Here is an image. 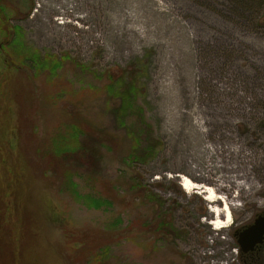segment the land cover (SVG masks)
Listing matches in <instances>:
<instances>
[{"label":"rangeland","instance_id":"374dc122","mask_svg":"<svg viewBox=\"0 0 264 264\" xmlns=\"http://www.w3.org/2000/svg\"><path fill=\"white\" fill-rule=\"evenodd\" d=\"M235 1L0 0V24L22 27L23 44L0 33V264L18 254L20 264H85L91 244L108 249L92 264H264V244L254 259L238 245L264 214V6L243 15ZM34 55L61 65L36 71ZM129 68L138 91L129 125L139 112L162 142L137 167L157 201L109 190L119 168L136 173L121 167L131 141L105 89L108 71ZM71 118L108 145L93 144L105 161L93 180L75 179L79 190L116 194L113 210L89 209L48 171V146ZM184 177L198 188L187 191ZM242 177L259 191L221 187ZM206 187L223 200L209 202ZM225 200L231 220L217 229ZM163 219L177 236L157 230ZM74 231L88 234L80 250Z\"/></svg>","mask_w":264,"mask_h":264},{"label":"trees","instance_id":"16d2710c","mask_svg":"<svg viewBox=\"0 0 264 264\" xmlns=\"http://www.w3.org/2000/svg\"><path fill=\"white\" fill-rule=\"evenodd\" d=\"M236 10L238 14H245L243 11L252 12L255 11L257 6H264V0H236ZM2 8L3 6L0 5V17L2 15ZM241 10V11H240ZM4 21V20H3ZM2 23V22H1ZM6 23V22H5ZM8 25V26H7ZM0 33L1 35L7 36V42L10 47L11 44H15L18 46H23L22 42L20 41L22 27L18 25H9L0 24ZM69 57V56H68ZM67 56L62 58V61H65ZM28 60L34 62L35 69L37 70H44V68L49 67L50 73L54 74L56 68L61 65V62L57 59L53 58L51 55L44 56L43 59L39 55H34L33 58L28 56ZM81 65V63H80ZM82 68H85L84 65H81ZM136 75V71L133 68L129 69H122L117 72H107V78L109 82L107 83L105 89L106 93L110 94L109 97L114 99L117 98L119 100V105L115 108V115L117 116L118 122L120 125L125 126L127 129V136L130 138V150L126 152V154L122 157V166H130L131 168L136 169V173L133 175L128 174L126 169L119 168L120 174L116 175V179L112 182L108 183L109 190L114 192L117 187H124L127 188L126 190L132 193L134 198H147L150 201H157L159 198L157 194L155 195L149 189H145V185L143 184L144 178L142 177V173L137 168L139 165H144L148 163L151 159L156 157L158 151L162 148V142L158 140L154 135H152L149 126L143 127L144 118L141 117L139 112L132 113L135 116L139 117V125H129L127 117L129 116V112L131 111V106L133 100L136 98L137 95V86L136 82L134 81V76ZM117 87V88H114ZM49 104L51 101L48 99ZM52 105H54L52 103ZM84 122L71 118V120H67L63 124L64 131L61 130L57 131V134L54 135L53 141L50 142L48 149H47V161H49V172L55 173L56 179L60 182V188L67 189L68 192L73 194V197L76 201L83 203L89 209H109L113 210L116 203H115V196L112 197H105L104 193L101 194L99 191L96 190L95 194L93 193H83L79 190V182L75 179H80L84 176L90 177V179H94V176L97 171L98 165L101 164L104 159V154L100 149L93 148V144L97 143L98 147L102 148L108 146L105 144V139L102 137L96 136V134L90 133L84 125ZM61 127V125H59ZM58 128V127H57ZM57 130V129H56ZM53 138V137H52ZM105 149V148H104ZM3 161V160H2ZM3 163V162H1ZM8 165L6 160L4 161V166ZM9 179V177H8ZM13 181V180H12ZM97 181V180H96ZM9 193L12 184L10 183L9 179ZM94 188V187H93ZM123 201L126 200L124 199ZM11 216V215H10ZM3 220L2 227L7 228V235L11 232L9 228L11 226L10 217L1 216ZM15 223L14 229H16L19 225L22 226L21 223ZM17 226V227H16ZM23 228V226H22ZM11 229V228H10ZM164 229L167 230L168 234L177 236V230L174 228L171 221H167L165 219L161 220L157 226V230ZM3 230V229H2ZM1 230V231H2ZM84 230V229H83ZM10 232V233H8ZM74 231L72 240L75 239V242L78 240L81 243L79 250L84 248L83 240L86 239L88 236L87 231L78 232ZM12 244V239H14V245L17 251V246H19V239L20 237H13L9 236ZM88 252L85 253V257L83 262L85 264H92L95 263L96 259L98 260L99 257L104 256V252H107L108 249H103L102 247L91 246L87 247ZM103 254V255H102ZM17 259L20 261L19 254L17 255ZM18 261V264L20 262ZM100 263V261H99ZM101 264V263H100Z\"/></svg>","mask_w":264,"mask_h":264},{"label":"bare ground","instance_id":"6f19581e","mask_svg":"<svg viewBox=\"0 0 264 264\" xmlns=\"http://www.w3.org/2000/svg\"><path fill=\"white\" fill-rule=\"evenodd\" d=\"M244 178V177H242ZM233 183V185L236 186L237 189H239L240 191L244 190L246 192H250V193H257L259 191L258 189V185L255 183L254 180L250 181L248 178H244V180H242L241 182L239 180L236 179H231L230 180V184L229 185H225V184H221V187H228L229 189L231 188V184ZM182 186L188 191L191 190L193 188H198L196 187V185L194 184V182L189 178V177H184L183 181H182ZM204 192L207 194V200L209 202H214V203H218L221 202L223 200L222 196H218L216 195L217 193L215 192V190H213L211 187H206V189L204 190ZM224 209L223 212H216L217 218L219 219L217 223L216 228L217 229H222L225 226H227L226 224H222L223 222H230L231 220V213H232V204H230L229 202H227L225 200V204H224ZM224 214V215H223ZM221 216H224L225 221L221 220Z\"/></svg>","mask_w":264,"mask_h":264},{"label":"water","instance_id":"95a60500","mask_svg":"<svg viewBox=\"0 0 264 264\" xmlns=\"http://www.w3.org/2000/svg\"><path fill=\"white\" fill-rule=\"evenodd\" d=\"M238 245L242 253H252L264 244V214L258 215L254 222L238 234Z\"/></svg>","mask_w":264,"mask_h":264},{"label":"flooded vegetation","instance_id":"af4514ba","mask_svg":"<svg viewBox=\"0 0 264 264\" xmlns=\"http://www.w3.org/2000/svg\"><path fill=\"white\" fill-rule=\"evenodd\" d=\"M4 44H8V42L6 41V43H4ZM259 250L255 251V252H252V253H247V254H250L249 256L254 259V254L257 253Z\"/></svg>","mask_w":264,"mask_h":264}]
</instances>
